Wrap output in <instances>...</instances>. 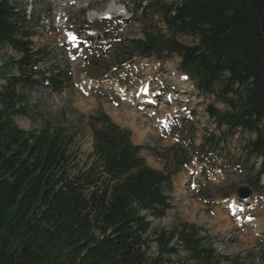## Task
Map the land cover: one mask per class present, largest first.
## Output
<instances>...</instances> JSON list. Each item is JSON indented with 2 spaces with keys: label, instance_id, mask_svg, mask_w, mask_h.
Masks as SVG:
<instances>
[{
  "label": "trees",
  "instance_id": "16d2710c",
  "mask_svg": "<svg viewBox=\"0 0 264 264\" xmlns=\"http://www.w3.org/2000/svg\"><path fill=\"white\" fill-rule=\"evenodd\" d=\"M150 11L166 33L144 29L122 55H177L181 68L191 69L198 95L216 93L227 107H208L223 133L249 135L247 152L261 161L248 180L264 193V0H137L136 21L145 23ZM21 23L14 6L0 0V47L18 55L9 64L16 75L7 76L8 65L0 68L6 81L0 88V264H162L181 251V264H245L248 253L218 254L192 224L150 236L148 217L161 218L171 207L172 174L147 166L143 147L105 113L89 119L92 149L84 158L70 151L73 137L61 126L25 131L16 125L13 116L26 115L17 88L39 84L33 67L47 55L33 50ZM180 34L196 44H180ZM48 79L46 88L59 93L69 76L55 70ZM152 236L156 255L149 261Z\"/></svg>",
  "mask_w": 264,
  "mask_h": 264
},
{
  "label": "rangeland",
  "instance_id": "374dc122",
  "mask_svg": "<svg viewBox=\"0 0 264 264\" xmlns=\"http://www.w3.org/2000/svg\"><path fill=\"white\" fill-rule=\"evenodd\" d=\"M10 1L18 9H32L30 18L21 23V31L31 35L34 51L47 53L37 69L47 73L65 70L69 76L59 93L38 83L18 87L26 115L13 116L16 125L25 131L44 124L61 126L73 137L70 151L84 158L92 149L89 119L98 112L105 113L113 123L131 132L134 145L144 147L140 155L147 166L172 174L171 207L161 218L148 217L152 222L150 236L155 229L170 231L188 223L202 228L205 242L218 254L234 257L248 253L245 264H264V193L253 190L248 180L254 178L260 158L247 152L249 135L223 133L224 128L209 116L208 107L218 111L227 107L216 93H194L192 71L181 68L177 55L162 60L122 55L130 52L125 48L127 42L140 38L144 29L166 33L160 15L150 11L145 23L136 21L138 16L133 13L137 0H116L123 12L108 14L113 17L100 21L90 18L99 13L96 17L103 16L112 0H32L28 5L30 0ZM156 1L171 5L179 0ZM43 18L50 21L49 27L40 24ZM56 21L64 25L55 28ZM71 37H76L79 47L68 48L71 43L66 40ZM176 39L182 45L196 44L190 35L180 34ZM17 57L10 47H0V68L8 65V77L17 74L9 65ZM34 77L40 80L37 74ZM144 82L151 97L161 102L170 93L172 99L163 106L160 102L155 106L132 104L131 95ZM4 84L0 78V88ZM160 123L165 125L163 130ZM138 131L144 132L142 139ZM148 144L154 148H147ZM241 185L251 188L248 199L237 197L235 191ZM227 202L234 205L235 214H230ZM152 238L148 240L149 261L156 255ZM184 256L181 251L179 259L171 257L162 264H181Z\"/></svg>",
  "mask_w": 264,
  "mask_h": 264
},
{
  "label": "bare ground",
  "instance_id": "6f19581e",
  "mask_svg": "<svg viewBox=\"0 0 264 264\" xmlns=\"http://www.w3.org/2000/svg\"><path fill=\"white\" fill-rule=\"evenodd\" d=\"M120 4H118V3H116V0H112V1H110V3L106 6V9L105 10H103L102 11V15H108V14H112V15H116V14H119V13H122L123 12V9L119 6ZM93 13L94 12H92L91 13V15H93ZM100 14V13H99ZM98 14V15H99ZM98 15H96V16H98ZM101 15V14H100ZM101 17V16H100ZM92 18V17H91ZM99 18V17H98ZM142 88V87H141ZM141 88H140V91H141ZM167 98H171L170 97V95H168V97ZM142 99L144 100L145 98H144V96L142 97ZM142 99L140 98L138 101H136L137 103L138 102H142ZM163 102V101H162ZM134 104H136V103H134ZM163 104H165V103H162V106H163ZM143 134H144V132H142V131H138V137L140 138V139H142L143 138ZM183 179H184V177H183ZM183 179H180V181L181 180H183ZM184 184H185V182H187L185 179H184ZM230 205H233L231 202H227L226 203V207L227 206H230ZM237 205V204H236ZM256 227H258V226H256Z\"/></svg>",
  "mask_w": 264,
  "mask_h": 264
},
{
  "label": "water",
  "instance_id": "95a60500",
  "mask_svg": "<svg viewBox=\"0 0 264 264\" xmlns=\"http://www.w3.org/2000/svg\"><path fill=\"white\" fill-rule=\"evenodd\" d=\"M251 190L248 186H240L236 189V194L239 198L245 199L249 197Z\"/></svg>",
  "mask_w": 264,
  "mask_h": 264
},
{
  "label": "snow or ice",
  "instance_id": "6c2138e0",
  "mask_svg": "<svg viewBox=\"0 0 264 264\" xmlns=\"http://www.w3.org/2000/svg\"><path fill=\"white\" fill-rule=\"evenodd\" d=\"M233 207H234V205H233ZM248 219H252L251 217H248Z\"/></svg>",
  "mask_w": 264,
  "mask_h": 264
}]
</instances>
